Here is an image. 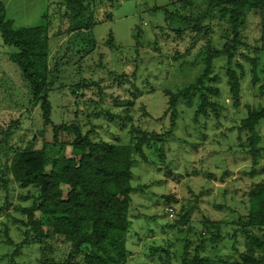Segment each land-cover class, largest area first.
Here are the masks:
<instances>
[{
	"label": "rangeland",
	"instance_id": "1",
	"mask_svg": "<svg viewBox=\"0 0 264 264\" xmlns=\"http://www.w3.org/2000/svg\"><path fill=\"white\" fill-rule=\"evenodd\" d=\"M62 1L0 0V8L14 28L47 27L52 124L69 123L76 117L83 132L93 129V140L122 145L128 144L131 127L146 133L143 157L134 155L131 186L147 187L131 194V227L126 243L131 257L126 264H179L184 246L188 244L187 250H193L200 236L204 246L198 250L199 255L214 261L237 259L243 240L239 234L232 237L235 227L231 223L247 214L250 184L264 182V121L255 127L259 156L253 173L251 156L241 148L247 147V135L237 133L247 108L264 107V56L258 15L248 10L239 29L242 45L235 60L242 65L244 79L238 107H234L228 92L226 59L214 60L212 75L218 77L214 87L219 93L210 103L218 108L216 115L207 107L199 110L198 95L189 100L179 98L173 109L170 102L173 94L181 95L200 74L206 41L221 47L225 24L218 26L206 20L203 26L209 28L208 36H195L188 30L181 32L184 25L179 17L190 15L192 8H178L180 0H97L92 7L97 24L78 36L67 32ZM203 1L192 3L201 8ZM160 7H166L168 14L155 10ZM109 33L112 48L106 44ZM87 38L94 40L91 50L84 42ZM15 52V48L3 45L0 37V126L18 120L10 144L23 147L32 138L33 147L38 149L51 142V128L42 126L38 105L30 104L28 87L10 59ZM244 56L257 59L255 82ZM80 82L84 86L76 96L71 95L69 89ZM124 115L130 119L123 120ZM159 139L165 140L162 152ZM69 152L67 147L65 156ZM3 160L0 148V164ZM168 170L172 172L169 176ZM24 191L14 187L13 206ZM167 198L172 199L169 205L165 203ZM168 209H172V215H168ZM185 213L186 222L178 223ZM13 219L23 220L24 215L10 208L0 216V264H11V253L23 239V228ZM208 222L222 223V238L214 245L207 241L215 231ZM46 245L55 259L66 257V245L50 240ZM38 256L39 245L31 244L13 263L37 264Z\"/></svg>",
	"mask_w": 264,
	"mask_h": 264
},
{
	"label": "trees",
	"instance_id": "2",
	"mask_svg": "<svg viewBox=\"0 0 264 264\" xmlns=\"http://www.w3.org/2000/svg\"><path fill=\"white\" fill-rule=\"evenodd\" d=\"M97 0H63L61 6L65 10L68 21V33L82 30L90 31L97 23L92 17V7ZM112 1V0H109ZM193 0H180L178 8H192L190 15H180L186 30L195 36H208L209 28L203 26L206 20L216 25H226L223 32L225 41L220 48H215L206 41L201 53L202 70L193 83L187 85L181 95H172L170 108H175L179 98L190 99L194 95L199 98V110L202 107L218 115V108L211 102V97L218 95L214 83L218 81L212 75L214 60L218 57L226 59L225 74L228 92L234 107H238L240 84L244 79V71L240 62L235 60L237 48L242 45L239 29L248 10L258 15L261 41V52L264 56V0H204L199 8ZM168 14L166 7L156 8ZM0 37L3 45L13 47L16 52L10 59L16 63L25 81L30 104L38 105L42 126L50 127L51 142L44 143L41 148L33 147V139L21 147L10 144L19 121H11L6 127L0 126V148L3 151V162L0 164V216L13 208V211L24 215L23 220L13 219L23 228L22 241L11 253V264L21 250L31 244L39 245L37 264H126L131 253L126 248L127 235L131 227L129 211L131 194L147 186L132 188V167L136 161L134 155H142L146 133L130 128L128 144H115L108 141H95L91 137L93 129L83 132L82 126L75 120L69 123L52 124V106L49 94L52 81L49 71V36L46 26L34 28H14L13 22L5 18L0 8ZM138 37V35H137ZM111 33L106 44L113 47ZM91 38L85 44L93 46ZM74 53L73 55H75ZM251 65V80L255 82L256 58L243 57ZM59 62V61H57ZM58 63L55 64L53 77L57 78ZM264 75V62L262 65ZM205 82L207 83L205 85ZM63 85H61L62 87ZM84 86L82 82L73 85L71 95ZM60 87L59 90L62 88ZM72 90L75 92L73 93ZM204 91V93H203ZM130 105V104H129ZM78 111V110H77ZM204 115L209 116L206 109ZM94 114L91 112V115ZM77 115V113H76ZM123 120H129L123 116ZM264 121V107L247 108L246 116L240 120L237 133L247 135V147L241 146L252 159V173L257 167L259 149L258 134L255 127ZM141 135V137L137 135ZM160 152L164 139H159ZM155 142L154 144H156ZM155 146V145H154ZM70 148L69 156H65L66 148ZM49 168V169H48ZM48 169V171H47ZM251 173V174H252ZM167 171L166 175H171ZM14 187L25 190L16 197L18 204H12ZM30 201L28 206L20 203ZM172 199H165L169 205ZM188 214L180 217L178 223H185ZM214 232L208 237L209 244L214 245L221 237L222 223H209ZM235 227L232 237L241 235L243 250L237 259L214 261L199 255L198 250L204 245L200 236L193 250L184 246L179 264H264V182L251 183L248 190V211L242 218L231 223ZM7 231V229H5ZM4 231L8 239L7 232ZM66 245L67 255L64 259H55L50 253L47 241ZM235 240V239H234ZM11 243L10 240H7ZM234 249V246H233Z\"/></svg>",
	"mask_w": 264,
	"mask_h": 264
},
{
	"label": "built area",
	"instance_id": "3",
	"mask_svg": "<svg viewBox=\"0 0 264 264\" xmlns=\"http://www.w3.org/2000/svg\"><path fill=\"white\" fill-rule=\"evenodd\" d=\"M168 215H172V209H168Z\"/></svg>",
	"mask_w": 264,
	"mask_h": 264
}]
</instances>
